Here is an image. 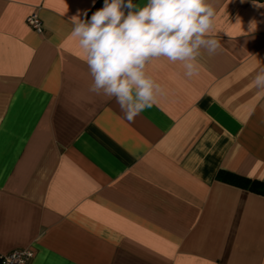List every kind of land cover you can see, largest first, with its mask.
Returning <instances> with one entry per match:
<instances>
[{"label":"crops","instance_id":"crops-1","mask_svg":"<svg viewBox=\"0 0 264 264\" xmlns=\"http://www.w3.org/2000/svg\"><path fill=\"white\" fill-rule=\"evenodd\" d=\"M220 49L150 59L156 103L126 120L91 76L72 17L104 0H0V254L28 264H264V0H209ZM143 6L147 0H133ZM36 12L43 32L26 18ZM87 12V17L84 13ZM256 22V29L250 24Z\"/></svg>","mask_w":264,"mask_h":264},{"label":"clouds","instance_id":"clouds-1","mask_svg":"<svg viewBox=\"0 0 264 264\" xmlns=\"http://www.w3.org/2000/svg\"><path fill=\"white\" fill-rule=\"evenodd\" d=\"M87 17V12L84 13ZM72 17L71 36L78 41L91 76L88 91L108 101L115 100L127 121L133 122L156 103L159 85L146 75L153 58L188 61L186 75L198 73L195 61L203 46L215 54L220 42L208 38L213 29L215 8L209 0H104L90 19ZM252 21L250 29H256ZM253 84L264 89V68Z\"/></svg>","mask_w":264,"mask_h":264},{"label":"built area","instance_id":"built-area-1","mask_svg":"<svg viewBox=\"0 0 264 264\" xmlns=\"http://www.w3.org/2000/svg\"><path fill=\"white\" fill-rule=\"evenodd\" d=\"M27 25L35 32H43V23L36 12L26 18ZM33 254L29 249H15L6 254H0V264H28Z\"/></svg>","mask_w":264,"mask_h":264},{"label":"trees","instance_id":"trees-1","mask_svg":"<svg viewBox=\"0 0 264 264\" xmlns=\"http://www.w3.org/2000/svg\"><path fill=\"white\" fill-rule=\"evenodd\" d=\"M216 178L221 182L264 195V181L249 179L227 171H219Z\"/></svg>","mask_w":264,"mask_h":264}]
</instances>
